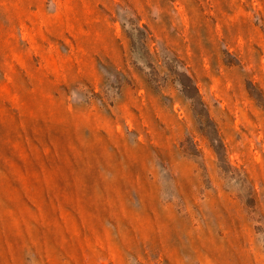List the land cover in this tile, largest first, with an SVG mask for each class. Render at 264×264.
<instances>
[{
  "label": "rangeland",
  "instance_id": "rangeland-1",
  "mask_svg": "<svg viewBox=\"0 0 264 264\" xmlns=\"http://www.w3.org/2000/svg\"><path fill=\"white\" fill-rule=\"evenodd\" d=\"M0 264H264V0H0Z\"/></svg>",
  "mask_w": 264,
  "mask_h": 264
}]
</instances>
